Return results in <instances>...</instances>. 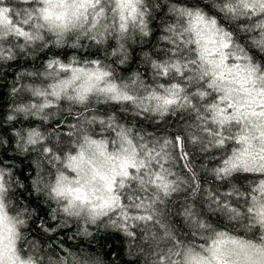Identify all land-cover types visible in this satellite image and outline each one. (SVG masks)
Segmentation results:
<instances>
[{"label": "clouds", "instance_id": "9594fccd", "mask_svg": "<svg viewBox=\"0 0 264 264\" xmlns=\"http://www.w3.org/2000/svg\"><path fill=\"white\" fill-rule=\"evenodd\" d=\"M260 2L203 0L204 6H201L200 0H191L192 6H187L163 0L171 22L159 36L165 46L155 47L154 55L150 19L154 14L149 0H3L0 7L10 8V18L21 22L20 26L32 33L33 38L22 39L20 43V37L0 29V62L17 59L18 52L35 59L41 50L50 47L86 51V57L82 58L77 52L68 62L54 52L53 58L41 68L23 73L29 77V82L13 89L19 99L7 119L21 121V128L13 132L19 154L23 156L32 150L45 159H53L60 156L58 152L64 153L59 160L53 159L54 179L36 191L43 192L62 208L63 213L73 216L64 211L67 201L52 192L55 178L70 176L65 168V157L71 154L73 147L79 150L83 146L96 167L103 171L118 166L119 159H105L87 143L88 140L103 141L109 154L117 158L133 156L138 165H144L140 177L143 188L129 181L130 185L135 183L134 188L120 189L117 185V190L122 196L133 193L137 200L143 198V203L150 205L145 214L152 219L137 223L145 222L152 236L151 264H237L244 256L234 241L254 245L248 255L256 264H264V259L256 252L264 246V223L260 214L264 209L261 141L255 139L252 143L238 144L240 128L232 124L222 130L214 122L216 117L209 112L214 97L225 88L233 93L237 88V81L232 79L236 70L232 66H243L246 61H234L232 54L249 58L254 65L260 66V74L264 75V64L255 63L240 43L246 40L251 47L264 53L259 43L264 40V12ZM252 3L256 5L255 12L244 7ZM229 8L237 11L232 13ZM213 9L218 15L210 14ZM45 10L50 13L48 19L44 16ZM227 38H230V46L225 48L223 44ZM82 42H87V46ZM110 42L115 46L110 47ZM29 48L33 53H28ZM133 49H138L143 68L132 70L126 79L122 68L134 59ZM217 74L223 77L219 82L214 79ZM209 84L213 87L209 88ZM112 85L116 86L119 96L110 91ZM85 90L86 97L77 99ZM125 95L131 99H124ZM165 99L175 102L165 105ZM46 103L51 106L42 107ZM73 108L88 115L69 132L72 140L68 143L58 140L55 134H46L42 126H23L24 121L30 120L47 125L61 110L71 113ZM141 120L144 121L141 127L146 129L152 125L156 131L165 132L171 126L170 120L176 123L162 143H153L150 133L137 130ZM33 132L40 133L41 138L36 143L31 141ZM121 132H126L131 143H126ZM245 149L248 154L241 155ZM201 157L206 162L198 164ZM0 173L3 176L0 264H49L52 252H41L25 235L28 219L25 210L16 203L20 197L15 195L11 169L0 168ZM157 175L161 177L159 181ZM238 176L247 181L246 189L237 184ZM90 187L96 188L97 195L104 194L99 182ZM173 199L175 202L170 203ZM177 215L183 217L188 232L204 243L181 240L179 234L183 228L172 226ZM217 215H222L223 226L210 222ZM75 216L94 225L103 221L121 227L114 223L116 215L112 213L93 219V214L85 209ZM56 264L65 262L57 260Z\"/></svg>", "mask_w": 264, "mask_h": 264}, {"label": "trees", "instance_id": "16d2710c", "mask_svg": "<svg viewBox=\"0 0 264 264\" xmlns=\"http://www.w3.org/2000/svg\"><path fill=\"white\" fill-rule=\"evenodd\" d=\"M174 2L192 6L191 0H174ZM149 3L154 14L150 19L153 29L152 50L155 55V47L165 46L159 40V36L164 34L163 28L171 22V17L167 14V6L163 4V0H149ZM200 3L201 6H204L203 0H200ZM210 14L218 15L214 9L210 11ZM221 22L223 23V21ZM19 42L23 43L22 38ZM82 43L87 46V42ZM240 43L255 63L264 64V53L251 47L246 40H241ZM109 46L114 47V42H110ZM147 50L149 49H145V51ZM54 52L65 62H68L69 57L77 52L82 58L86 57L85 49L50 47L41 50L35 59L28 54L18 52L17 59L0 62V168L12 171L10 179L15 182L13 184L15 195L20 197L16 203L25 210L24 214L28 219L29 227L25 235L41 252H52L49 264H56L57 260H63L65 264H151L149 255L153 251L154 242L149 228L145 227V222H132L125 230L122 227L117 228L105 224L103 221L94 225L75 215L68 216L43 192L36 191L44 183H50L54 179L53 159H45L38 152L32 150L22 156L17 150L13 132L21 128V121L9 122L7 119L19 99L18 95H14L13 89L29 82V77L23 73L41 68L53 58ZM28 53H33V49L29 48ZM132 56L134 57L132 62L126 68H122L126 79L130 77L132 70H142L143 68L144 62L141 55L138 54V49H133ZM86 115L88 113L82 112L78 108H73L71 113L61 110L58 117L47 125H43L41 121L30 120L24 121L23 126H42L46 134H55L58 140L68 143L72 140V137L68 135L69 132L73 131ZM175 123V120H170L171 126L167 128L166 132L156 131L152 125H148L146 129L141 127L144 124L143 120L136 127L141 133H150L149 139H152L153 143H162L165 136L173 131ZM4 141L7 142L4 143ZM75 151L74 147L70 148L71 154H74ZM58 155L63 156L64 153L58 152ZM204 162L206 161L203 157L197 160L198 164ZM207 162L211 166V162ZM182 164L183 162H181ZM69 174L71 175V173ZM236 182L246 189L247 181H243L242 177L238 176ZM21 184L23 187L19 186ZM174 202L173 199L170 203ZM210 222L220 226L224 224L222 215H217ZM177 225L183 228L179 235L184 243H189L192 240L204 243L188 232L183 217L179 215L175 218L172 226L175 228ZM225 230L229 229L225 228ZM129 231L134 235L129 236ZM235 234L244 235L243 232Z\"/></svg>", "mask_w": 264, "mask_h": 264}, {"label": "snow or ice", "instance_id": "6c2138e0", "mask_svg": "<svg viewBox=\"0 0 264 264\" xmlns=\"http://www.w3.org/2000/svg\"><path fill=\"white\" fill-rule=\"evenodd\" d=\"M3 0H0V4ZM244 7L251 12H255L256 5L245 4ZM261 11L264 12V0L260 2ZM229 11L235 13L236 8H229ZM11 9L7 7H0V29H6L10 33L24 39L31 40L32 33L24 30L19 21H14L10 18ZM50 13L45 10V19L49 18ZM25 21L24 23H26ZM15 24V27H14ZM215 24V21H212ZM227 37V34H225ZM260 46L264 47V40H261ZM223 46L228 48L230 46V38L225 39ZM2 54V53H0ZM225 60L228 58V53H224ZM232 59L245 60V65L233 64L232 67L236 70V76L232 77L237 81V88L235 93L231 89L225 88L218 96L214 97V103L211 104L209 112L212 113L223 130L225 126L230 127L232 124L237 125L240 128L241 135L238 144H248L259 139L261 141V158H264V75H261L260 66L254 65L249 58L242 55L232 54ZM243 73L241 76L240 74ZM229 75L231 76V69H229ZM103 74H101V77ZM214 79L218 82L223 79L221 75H215ZM213 85L209 84V88ZM110 91L115 96H119V92L115 85L110 87ZM46 95V93H39ZM58 95V93H54ZM87 95V90L82 92L77 99L83 100ZM204 95V94H201ZM124 99H131L127 95ZM171 99H165L164 104L168 105L174 103ZM51 105L46 103L42 107H50ZM35 107V106H33ZM247 130V134H245ZM253 133H256L254 136ZM31 135L32 143H36L40 139V133L33 132ZM121 136L125 138L126 143H131L127 140L126 132H121ZM223 142V141H221ZM90 147L94 146L97 152L105 159L115 160L119 159V165H113L111 171H103L96 167L94 161L89 158L84 147L81 146L79 150H76L74 154H68L65 157V168L70 171V176L60 175L56 177L55 186L52 188V192L57 197L63 198L67 201V207L64 209L69 215H77L80 211L87 209L93 214V219L112 213L116 215V221L122 228L127 230L129 222L137 221H149L152 219L151 215L145 214L150 205L143 203V198L136 199V195L129 193L123 195L117 190V185L120 189L127 187H135V183H139L143 188V180L140 178L142 173L143 163L137 164V160L133 156L124 155L122 158H117L112 154H109L106 150V144L103 141L88 140ZM43 151L50 152V149H43ZM123 151H127L124 149ZM248 150L242 151L241 155L246 156ZM54 160H59L60 156L53 157ZM90 174V175H89ZM71 177V178H70ZM160 176H156V180L159 181ZM129 181L135 183L129 184ZM97 182L102 186L103 195L96 194V188L90 187ZM3 186V176L0 173V189ZM129 195L132 199H129ZM262 220L264 223V209L261 210ZM131 236L133 233L128 232ZM237 244L241 253L244 256V260L238 261L237 264H256V261L248 255L250 249L255 248L254 245L245 244L242 241H234ZM257 254L264 259V246L256 249Z\"/></svg>", "mask_w": 264, "mask_h": 264}, {"label": "rangeland", "instance_id": "374dc122", "mask_svg": "<svg viewBox=\"0 0 264 264\" xmlns=\"http://www.w3.org/2000/svg\"><path fill=\"white\" fill-rule=\"evenodd\" d=\"M71 175H74V174H71Z\"/></svg>", "mask_w": 264, "mask_h": 264}]
</instances>
